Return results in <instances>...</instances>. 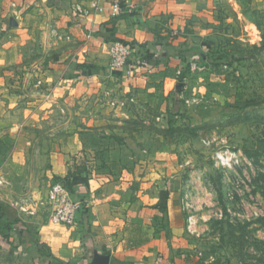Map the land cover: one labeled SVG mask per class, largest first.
<instances>
[{
    "label": "rangeland",
    "instance_id": "1",
    "mask_svg": "<svg viewBox=\"0 0 264 264\" xmlns=\"http://www.w3.org/2000/svg\"><path fill=\"white\" fill-rule=\"evenodd\" d=\"M203 1L204 35L186 51L177 45L161 76L147 78L152 67L129 60L125 75L144 76L134 91L98 87L77 97L58 85L67 37L43 10L0 0V176L21 158L36 176L15 188L46 193L64 179L45 170L57 147L69 146L72 166L87 172L119 169L112 162L122 159L136 174L125 181L129 193H174L169 205L185 222L192 263L264 264V0ZM106 90L133 101L112 107ZM75 141L81 149L70 154Z\"/></svg>",
    "mask_w": 264,
    "mask_h": 264
},
{
    "label": "crops",
    "instance_id": "2",
    "mask_svg": "<svg viewBox=\"0 0 264 264\" xmlns=\"http://www.w3.org/2000/svg\"><path fill=\"white\" fill-rule=\"evenodd\" d=\"M113 1L7 0V3L14 4L15 11H20V7L43 10L48 23L62 37H67L68 57L59 65L65 74L58 85L69 86L77 97L95 92L98 87L121 88L126 92L140 85L144 77L140 69L136 74L133 71L131 77L110 74L109 49L114 42L129 45V60L142 61L148 69L152 67L146 72V77L152 79L162 75L164 62H168L170 54L173 56L177 45L191 48L195 46L192 40L204 35L201 29L207 20L206 1L120 0L124 10L112 15ZM92 3L97 8H88ZM76 6L88 8V13L78 12ZM119 77L121 81L114 84L109 80L119 81ZM71 146L70 154L81 149L76 141ZM68 147L52 150L47 161L49 169L45 170L50 177L70 176L66 181L86 211L78 213L70 224L51 222L46 193L27 187L19 192L15 188L18 179L24 181V177L36 175L27 174L21 158L7 161L6 183L0 187V221L8 222V232L5 231L8 235L0 234V264L5 259L8 264H194L197 258L189 259L185 254L188 246L182 231L185 222L169 205L174 193L138 190L129 193L125 181L135 179L136 174L122 167L125 161L112 162L119 164V169L95 168L87 172L83 165L72 166ZM40 150L42 146L38 147ZM161 202L168 203L167 209L165 206L160 209ZM19 206L26 208V212ZM159 255L161 260L157 261Z\"/></svg>",
    "mask_w": 264,
    "mask_h": 264
},
{
    "label": "built area",
    "instance_id": "3",
    "mask_svg": "<svg viewBox=\"0 0 264 264\" xmlns=\"http://www.w3.org/2000/svg\"><path fill=\"white\" fill-rule=\"evenodd\" d=\"M14 7V4H11ZM88 8H97L96 3L90 4ZM88 8H82L80 6H76L75 10L80 13L87 14ZM124 10L120 0H114L112 2L110 11L112 15H118ZM131 57V49L129 45L123 42H114L109 49V63L108 69L110 74L124 76L128 74L130 71L129 68V59ZM189 65L192 69L199 68L196 63H192L189 61ZM110 90H106V94L109 97L108 103L112 107H123L125 104H129L133 101V98L127 97H116L113 98ZM219 156H224L223 154ZM230 159L234 157V155H230ZM228 157V155H225ZM4 179L0 176V184H2ZM46 201L50 209L49 220L53 223L60 224H70L73 223L81 209H83V205L80 200L76 198V195L70 190L67 186L66 182L62 180L54 181L46 192ZM21 210L26 212V209L21 207ZM192 220L190 217L187 218V228L191 227ZM157 261L161 260V256H157Z\"/></svg>",
    "mask_w": 264,
    "mask_h": 264
},
{
    "label": "trees",
    "instance_id": "4",
    "mask_svg": "<svg viewBox=\"0 0 264 264\" xmlns=\"http://www.w3.org/2000/svg\"><path fill=\"white\" fill-rule=\"evenodd\" d=\"M186 49H187V48H186ZM186 49H183V51H186ZM184 53L186 54V52H184ZM67 178H70V176H69V177L66 176L65 179H63V180L66 182L67 186L69 187V182L66 181ZM69 188H70V187H69ZM70 190H71L73 193H75L71 188H70ZM85 211H86V208L83 207V209H81V210L79 211V213H80V212H85Z\"/></svg>",
    "mask_w": 264,
    "mask_h": 264
},
{
    "label": "bare ground",
    "instance_id": "5",
    "mask_svg": "<svg viewBox=\"0 0 264 264\" xmlns=\"http://www.w3.org/2000/svg\"><path fill=\"white\" fill-rule=\"evenodd\" d=\"M124 8V7H123Z\"/></svg>",
    "mask_w": 264,
    "mask_h": 264
}]
</instances>
